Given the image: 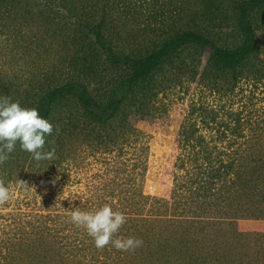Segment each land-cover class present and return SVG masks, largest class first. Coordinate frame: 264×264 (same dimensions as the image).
I'll use <instances>...</instances> for the list:
<instances>
[{
  "label": "rangeland",
  "instance_id": "1",
  "mask_svg": "<svg viewBox=\"0 0 264 264\" xmlns=\"http://www.w3.org/2000/svg\"><path fill=\"white\" fill-rule=\"evenodd\" d=\"M49 1L0 0V105L27 127L47 83L81 80L105 100L167 38L232 46L240 29L238 0ZM254 34L236 79L206 69L210 46L162 57L110 127L62 99L37 148L0 123V264H264V27Z\"/></svg>",
  "mask_w": 264,
  "mask_h": 264
},
{
  "label": "trees",
  "instance_id": "2",
  "mask_svg": "<svg viewBox=\"0 0 264 264\" xmlns=\"http://www.w3.org/2000/svg\"><path fill=\"white\" fill-rule=\"evenodd\" d=\"M55 1L56 0H50L49 2ZM61 1L68 2V0ZM48 5L50 6V3H48ZM237 5V8L231 12V16L234 20V23L236 21L238 24H240L239 34L236 33L237 42L235 45L233 44L232 46H225L224 44L223 46H221L217 42L214 43L212 40H207V37L200 33L192 31H184L181 33L179 32L171 38H167V40L162 43L158 51L152 55V58L146 57L138 61H134L133 59L128 60L130 61V64L136 66L135 69L137 71L130 73L126 82L120 83V86L117 87H124L126 88L127 92L124 93L123 90L112 89V91H110V97H108L107 99L105 98V100H103L105 95H99L97 93L99 92V89H93L94 91L92 92V90H89V85L85 84V82L81 80H73L77 82H73V84L66 83L64 85L58 84L57 86H50L51 84L47 83L48 87H46L44 90L45 96L42 97L41 101H39L37 98V101L35 102V104H39L36 106V114L31 112V114L34 115L36 118L35 122L30 127H27L26 124H22L20 122V119L17 120L18 117L14 121V118H16L15 116L17 115V113H13L7 110V108L1 107L0 105L1 125H4V122L7 120H13L15 122L16 130L18 131L19 135L26 138V140H28V142L31 144V147L35 146V148H37L44 144V141L41 139L42 136L38 138V141L40 142L36 143L33 146L32 144H34V141L32 142V140L36 139L39 128L45 125V120L49 116L51 103H55L56 100L62 99V101L73 100L74 102H76V104H79L82 107L83 112H85L89 117L94 119L97 124H100L101 127H110L112 126V122L117 118V116H120V112L123 113L125 100L128 97H132L134 95V86H130V83L138 81L140 77H145L146 75H148V73H150V71H153V69H155L156 67L162 70L159 66L161 64L160 61L162 60V57H171L176 52H179V50L184 46H188V48L195 49L210 46L211 53L209 60L210 63H212L208 64L206 69H210V72L216 70L218 71V73L220 72L222 75L228 78L236 79L240 75V73L244 72V64L241 65V63L243 61H247V59L251 57L250 54L255 49L257 50L260 48V44H258V39L255 37L254 33L259 32L264 27V0H242L241 2L238 0ZM226 18L229 19V16L227 15ZM234 26L236 27V24H234ZM99 39L101 40V38ZM108 50L110 52L109 57L114 62L120 61V59L122 60V57L116 58V55L111 52V47H109ZM126 59L127 58L125 57L123 58L125 64ZM114 62H111L112 65H115ZM252 76V79L256 82L263 80L264 69L257 68L253 72ZM25 94H30L32 96V93H28L26 91ZM29 103H26L25 105L27 106ZM32 106H34V104H32ZM124 109H129V106ZM121 118L123 119L122 116ZM228 124L229 123H227V127ZM236 136L240 138L242 136V133H238L236 134ZM220 168H222V166H220ZM223 173H218L215 178L220 179L221 176H223ZM235 182L236 181H234V183ZM225 186L221 185L220 188H223ZM225 190H229V188L221 190L223 191L221 192L222 198L226 193Z\"/></svg>",
  "mask_w": 264,
  "mask_h": 264
}]
</instances>
